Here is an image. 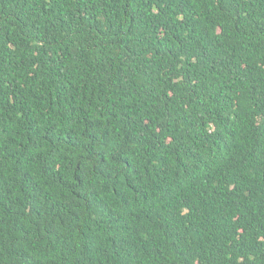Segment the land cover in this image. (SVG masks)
Returning <instances> with one entry per match:
<instances>
[{"label":"trees","instance_id":"trees-1","mask_svg":"<svg viewBox=\"0 0 264 264\" xmlns=\"http://www.w3.org/2000/svg\"><path fill=\"white\" fill-rule=\"evenodd\" d=\"M0 264H264V0H0Z\"/></svg>","mask_w":264,"mask_h":264}]
</instances>
